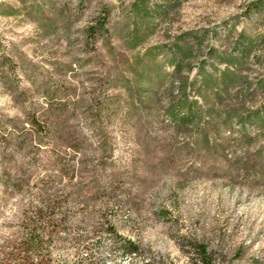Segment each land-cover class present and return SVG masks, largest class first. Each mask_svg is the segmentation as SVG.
I'll return each instance as SVG.
<instances>
[{"label": "rangeland", "instance_id": "rangeland-1", "mask_svg": "<svg viewBox=\"0 0 264 264\" xmlns=\"http://www.w3.org/2000/svg\"><path fill=\"white\" fill-rule=\"evenodd\" d=\"M263 106L264 0H0V260L42 208L34 262L264 264Z\"/></svg>", "mask_w": 264, "mask_h": 264}, {"label": "trees", "instance_id": "trees-1", "mask_svg": "<svg viewBox=\"0 0 264 264\" xmlns=\"http://www.w3.org/2000/svg\"><path fill=\"white\" fill-rule=\"evenodd\" d=\"M106 23L107 19L103 15L96 26L88 27V31L92 34L95 30V27H98L99 31L102 33L107 32L108 29L106 27ZM192 108L193 105H190L186 109V113L180 114L177 112L176 115H172V118L179 128L182 129L184 126H187L197 119L200 109L192 111ZM255 112L256 117L254 122L258 123V121H261L260 123L264 125V106L260 107L259 110H256ZM209 115H211V112ZM227 119L228 120H226L225 126L229 127V118ZM212 125L213 124L211 121H206V123H203V130ZM194 144L201 146L204 149H209V151L212 152H218V150H220L222 151L225 158L228 157V154H225V151H223L225 149L224 144L220 141L211 140L208 136H205L201 141L195 140ZM261 153L262 148H258V150H256V155L260 156ZM249 162L251 161H243L242 159H239L238 162H235V164L238 168H245L254 172L255 178L264 183V163L259 162L256 158L255 164L252 163V165H249ZM45 201H47V199L43 196V202ZM37 213L38 216L35 218V220L30 222L31 228L26 236L20 239L6 240L4 248L7 250L4 252L3 257L0 260V264H16L20 260L23 261V264H48L45 256L40 257L37 262L29 260V256L38 254L45 250V246H47V239H53L59 220H56L53 218V216L50 218H44V210L42 208H39ZM120 247L121 250L127 254H134L138 251V246L130 239L122 238ZM196 249L199 257L198 264H216L212 258L211 252L208 250L206 245L198 243ZM92 258H94L93 254L89 256V259L92 260Z\"/></svg>", "mask_w": 264, "mask_h": 264}]
</instances>
